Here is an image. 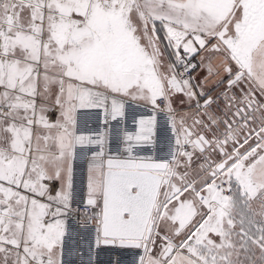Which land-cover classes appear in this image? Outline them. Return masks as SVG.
I'll return each mask as SVG.
<instances>
[{
	"label": "snow or ice",
	"instance_id": "6c2138e0",
	"mask_svg": "<svg viewBox=\"0 0 264 264\" xmlns=\"http://www.w3.org/2000/svg\"><path fill=\"white\" fill-rule=\"evenodd\" d=\"M0 264H264V0H0Z\"/></svg>",
	"mask_w": 264,
	"mask_h": 264
}]
</instances>
